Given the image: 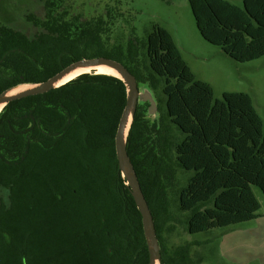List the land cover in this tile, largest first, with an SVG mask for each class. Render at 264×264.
Wrapping results in <instances>:
<instances>
[{"label": "trees", "instance_id": "trees-1", "mask_svg": "<svg viewBox=\"0 0 264 264\" xmlns=\"http://www.w3.org/2000/svg\"><path fill=\"white\" fill-rule=\"evenodd\" d=\"M37 1L43 14L26 16L37 28L32 34L0 22V94L101 56L123 63L156 93V126L138 103L126 149L153 217L160 264L201 262L192 243L170 248L163 236L176 167L193 172L176 198L188 212V233L259 216L252 187L264 194V130L247 93L214 99L158 25L146 41L132 32L125 45L108 46V11L85 18L69 10V0ZM189 5L200 35L226 55L238 62L264 56V0ZM126 97L118 77L83 73L2 108L0 264L148 263L141 215L115 153Z\"/></svg>", "mask_w": 264, "mask_h": 264}, {"label": "rangeland", "instance_id": "rangeland-1", "mask_svg": "<svg viewBox=\"0 0 264 264\" xmlns=\"http://www.w3.org/2000/svg\"><path fill=\"white\" fill-rule=\"evenodd\" d=\"M228 1L237 5L241 3V0ZM114 5L120 12L110 10L109 7ZM68 8L85 18H95L108 11L110 17L107 18L111 22L108 46L125 45L134 32L139 39L146 41L147 33L153 26L164 28L171 34L195 78L212 87L214 99H220L224 92L247 93L262 120L264 130V56L238 62L226 55L220 46L206 41L196 28L189 0H69ZM29 14L41 16L42 4L37 0H0V22L32 34L37 28L26 19ZM139 90L141 94L150 93L156 106V93L147 84L139 83ZM139 104L154 128L157 110L150 108L148 100L140 99ZM192 174L191 171L175 168L174 185L168 188L171 221L164 227L166 245L174 248L192 243V258L201 259L197 264H264V194L261 190L252 187L260 203L258 217L190 234L185 224L188 212L178 209L176 198L177 189L185 185ZM0 198L5 200L4 191L0 190Z\"/></svg>", "mask_w": 264, "mask_h": 264}, {"label": "water", "instance_id": "water-1", "mask_svg": "<svg viewBox=\"0 0 264 264\" xmlns=\"http://www.w3.org/2000/svg\"><path fill=\"white\" fill-rule=\"evenodd\" d=\"M102 65L113 69L118 74V76L116 77L121 79L127 87L126 104L121 113L114 137L117 164L119 172L121 176L126 180V184L131 191V195L141 215L143 232L148 250L147 264H156L157 262L158 264H160V246L155 233L153 217L126 149V140L129 128L139 100H148L150 102L151 109L155 108L156 110V106L152 100L150 93H140L139 82L137 81L134 74H132L123 63L119 62L118 60L102 56L75 60L45 81L39 83H26L28 85H31V87L25 90L14 94H8V92L12 89L11 88L2 92L0 94V105L3 108L10 101L31 95L46 93L51 89L58 87V85H55V83L62 79L66 74L77 68L90 67L92 69H95Z\"/></svg>", "mask_w": 264, "mask_h": 264}, {"label": "bare ground", "instance_id": "bare-ground-1", "mask_svg": "<svg viewBox=\"0 0 264 264\" xmlns=\"http://www.w3.org/2000/svg\"><path fill=\"white\" fill-rule=\"evenodd\" d=\"M95 72L97 74H108V75H114V76H118V74L111 68L107 67V66H99L95 69H92L90 67H86V68H77L71 72H69L68 74H66L62 79H60L59 81H57L55 83V85H62L74 78H76L78 75L80 74H83V73H91V72ZM31 87V85H28V84H21V85H18L14 88H12L8 94H14V93H17V92H20L22 90H25L27 88ZM2 109V106L0 105V111ZM158 264V262L156 263Z\"/></svg>", "mask_w": 264, "mask_h": 264}, {"label": "crops", "instance_id": "crops-1", "mask_svg": "<svg viewBox=\"0 0 264 264\" xmlns=\"http://www.w3.org/2000/svg\"><path fill=\"white\" fill-rule=\"evenodd\" d=\"M241 2H242V0H241ZM241 4V3H240Z\"/></svg>", "mask_w": 264, "mask_h": 264}]
</instances>
